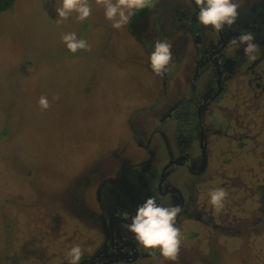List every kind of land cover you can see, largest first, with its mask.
<instances>
[{
  "label": "rangeland",
  "instance_id": "374dc122",
  "mask_svg": "<svg viewBox=\"0 0 264 264\" xmlns=\"http://www.w3.org/2000/svg\"><path fill=\"white\" fill-rule=\"evenodd\" d=\"M178 1L158 0L147 16L118 31L105 20L98 0H88L91 15L82 22L75 13L57 18L59 0H15L0 14V264H68L67 251L75 244L83 255L102 250L110 234L105 218L117 216L114 204L129 205L144 177L149 192L138 194L139 203L154 195L163 206H179L176 195H157L154 179L142 174L149 166L128 165L118 175L125 162L142 154L151 157L137 139H144L158 111L186 93V67L199 56L184 27L170 21L183 8H172L183 4ZM262 1L240 0L235 21L255 19L250 9ZM261 20L252 32L256 51L243 52L235 67H228L234 79L221 101L208 109L204 162L192 146L197 170L204 171L192 175L183 164L169 169V181L183 192L188 212L174 264H264ZM67 32L85 39L87 50L68 52L61 42ZM158 40L172 45L169 70L161 76L151 72L148 62ZM229 49L222 57H232L236 48ZM209 78L200 75L196 87L207 86ZM41 96L49 100L47 110L37 103ZM155 136L151 147L160 160L164 147L174 150L176 145ZM100 185L103 205L93 200L86 207L88 194ZM218 187L228 193L219 214L207 204L208 191ZM89 213L100 228L94 219H84ZM127 226L115 223V240ZM136 247L140 255L130 264H161L158 252ZM120 252L130 257L134 249L126 246Z\"/></svg>",
  "mask_w": 264,
  "mask_h": 264
},
{
  "label": "flooded vegetation",
  "instance_id": "af4514ba",
  "mask_svg": "<svg viewBox=\"0 0 264 264\" xmlns=\"http://www.w3.org/2000/svg\"><path fill=\"white\" fill-rule=\"evenodd\" d=\"M178 1L177 3H181ZM171 3V2H170ZM183 5V8L177 9L178 21L171 19L174 24L181 25L184 27V31L187 34L188 38L191 39V43L194 45L196 51L199 53L196 61H192L189 67H186V93L176 95L174 98L176 100H170L169 103L165 106L163 111L157 114L152 118L154 124L147 129L146 134L144 133V139L138 140L141 143L142 149L150 155V158H146L145 154L132 162H125V165H122L121 168H118V172L121 175L128 165H139L145 168L149 166L146 170H143L142 174L147 175L150 179H154L155 182V191L157 195L161 198H169L171 195H176L179 197V207L180 212L177 216V226L180 229V232H183L182 219L188 215L186 212V202L183 200V192L175 185L171 184L169 181V176L171 175L169 169L175 165H184L186 170L192 174H199L204 171V169L197 170L196 162L193 161V149L192 146H197V149L202 157V161L206 159V146H205V137H204V126L206 125L207 120L210 119V114H208V109L217 105L222 98V95L228 91V83L230 80L234 79L233 68H228L229 66L235 67V62L240 59L243 55V45L237 48L235 45L231 44L232 34L237 37L239 34L247 31L252 33L255 31L254 24L261 22L264 18V1L254 5L250 10L256 12V18L254 17L248 19H240L235 21V23L229 27L224 28L219 33L210 31V26H201L196 20L195 13L197 11L195 5L193 4L189 7L188 4L183 0V4H175V8L172 5V8L176 10L177 6ZM263 10V11H262ZM149 13V11H148ZM148 13L138 19H130L129 26H132L139 19L144 18ZM180 19H184L181 23ZM213 35L209 39V32ZM256 36V35H255ZM254 41V40H253ZM231 46H235L236 51L232 53V57H222L224 52L226 53ZM230 50V49H229ZM182 55V54H181ZM194 68V73L191 72ZM203 73L210 75L209 83L204 85L202 88H197L195 85L196 79ZM181 89L179 90V92ZM162 134L167 137L165 141L162 137ZM155 135H159V141L166 142L169 144V141L173 145H176L174 150H171L169 146L164 147L163 156L160 160L156 159L155 153L152 150V143H156ZM156 159V160H155ZM150 163L152 165L150 166ZM204 168V167H203ZM113 172H117L112 170ZM116 177V176H115ZM117 183L119 182L118 177H116ZM146 178L139 179V191L130 196L129 205L125 204H114V211L117 216H108L105 218V224L109 225L108 232L109 236L103 241V249L100 251H93L91 254L82 255L81 264H114V263H133L136 259V256H139L140 252L136 247L132 235L125 231L115 240L113 235V228L115 223H123L128 225L130 223L131 215L134 214V210L139 203L138 194L144 192L148 195L149 188L146 183ZM128 184V182H127ZM89 195V199H86V207L93 206V200L95 205L102 206L103 200L106 198L103 193V185H100L97 188H93L92 192ZM92 202V204H89ZM94 213H89L84 219H94ZM95 225L97 228H100V223L98 224L95 220ZM107 232V233H108ZM187 235V232H186ZM126 246H131L134 249L133 256L122 255L121 249Z\"/></svg>",
  "mask_w": 264,
  "mask_h": 264
},
{
  "label": "clouds",
  "instance_id": "9594fccd",
  "mask_svg": "<svg viewBox=\"0 0 264 264\" xmlns=\"http://www.w3.org/2000/svg\"><path fill=\"white\" fill-rule=\"evenodd\" d=\"M104 9L105 20L115 30L127 26L130 19L138 11L151 6V0H98ZM191 7L195 5L196 20L201 26H210V31L219 33L224 28L235 23L240 7V0H185ZM57 18L66 20L75 13V20L82 22L91 15V6L88 0H59V7H54ZM254 37L250 32H243L231 40V44L239 48L243 45L245 54L256 51ZM61 42L70 53L87 50V41L78 38L75 32H67L61 36ZM171 43L167 40L155 41L152 51L148 54L149 68L157 76L166 74L172 61ZM254 58V57H253ZM42 110H47L49 100L46 96L37 101ZM228 193L223 187L210 189L207 193V204L217 214L225 209ZM179 206H163L157 202V197H146L131 215L127 231L132 235L136 245L147 252H158L164 261L174 262L177 259L181 245V232L177 226ZM83 255L80 244H75L67 251L68 264H81Z\"/></svg>",
  "mask_w": 264,
  "mask_h": 264
},
{
  "label": "trees",
  "instance_id": "16d2710c",
  "mask_svg": "<svg viewBox=\"0 0 264 264\" xmlns=\"http://www.w3.org/2000/svg\"><path fill=\"white\" fill-rule=\"evenodd\" d=\"M15 0H0V14L7 11L11 8L12 4ZM158 0H151V6L145 9L138 11L136 14L133 15V19H138L148 13L151 7L157 2Z\"/></svg>",
  "mask_w": 264,
  "mask_h": 264
}]
</instances>
